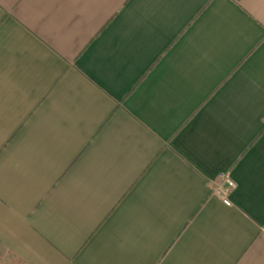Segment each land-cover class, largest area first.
<instances>
[{
  "label": "crops",
  "instance_id": "crops-1",
  "mask_svg": "<svg viewBox=\"0 0 264 264\" xmlns=\"http://www.w3.org/2000/svg\"><path fill=\"white\" fill-rule=\"evenodd\" d=\"M0 264H264V0H0Z\"/></svg>",
  "mask_w": 264,
  "mask_h": 264
},
{
  "label": "built area",
  "instance_id": "built-area-1",
  "mask_svg": "<svg viewBox=\"0 0 264 264\" xmlns=\"http://www.w3.org/2000/svg\"><path fill=\"white\" fill-rule=\"evenodd\" d=\"M236 182L227 173L221 175V183L213 188L214 194L219 196L223 203L231 206L230 193L236 188Z\"/></svg>",
  "mask_w": 264,
  "mask_h": 264
}]
</instances>
